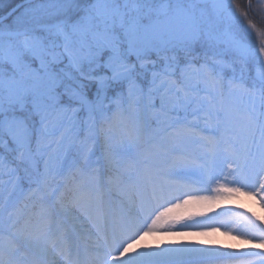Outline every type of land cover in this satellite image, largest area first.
<instances>
[{"label":"rangeland","instance_id":"obj_1","mask_svg":"<svg viewBox=\"0 0 264 264\" xmlns=\"http://www.w3.org/2000/svg\"><path fill=\"white\" fill-rule=\"evenodd\" d=\"M51 2L64 6L72 0ZM113 3L114 0L95 3L104 16L100 21L104 29H113ZM217 8L219 4L193 9L159 3L155 17L143 23L133 21L128 28L131 38L125 45L118 36L108 35L101 28L72 27L68 32L60 30L62 51L48 50L45 44L30 40L22 45L19 41L21 47L10 43L2 48L0 124L5 123L13 134V142L20 146L18 152H32L41 161L45 181L57 182L61 178L82 124L78 110H52L66 67H78L105 92L109 83L123 80L126 98L122 102L109 94L106 99L103 121L108 122L110 130L101 132V138L107 139L100 142L101 153H96L98 140H90L84 147L85 156L95 168L89 195L94 200L92 207L82 204L77 210L67 209L55 216L43 206L42 228L35 237H24L23 244L14 243L19 253L10 264H70L60 253L64 247L69 256H76L78 264L84 260L88 264H111L112 256H119L115 264H171L183 258L203 257L206 248L215 255L214 259L197 264H264L263 96L257 87L247 88L243 70H236L234 62L222 60L229 67L226 71L209 62L177 64L165 58L158 63L151 57L152 51L200 47L215 55L213 58L225 57L231 51L240 55L238 63L243 57L249 60L256 44L245 38L240 41L235 17L227 13L219 17ZM21 19L24 18L19 23ZM134 53L140 55L141 64H152L146 86L130 74L135 65ZM27 107L41 114L31 139L12 115L16 109ZM3 118L6 119L2 121ZM93 123L91 115L83 121L86 130ZM142 137L149 146L144 167L137 169L128 155ZM218 142L229 143L231 151L220 148ZM103 158L114 163L123 178L120 184L117 178L115 185L108 182L106 191L101 175ZM0 177L8 195L17 192L25 197L39 193L43 187L24 184L17 169L6 165L1 156ZM173 179H180L188 188L195 187L197 194L183 197L182 211L174 210L165 219L152 220L151 216L147 221L143 215L156 201L153 189L159 183L170 187ZM57 185L61 187L63 183ZM110 194L115 196L110 198ZM232 199L234 204L229 202ZM211 213L218 217L210 221ZM85 226H89L88 236L78 240ZM137 228L136 236L125 240ZM112 233L124 242L125 248L112 247ZM145 235L150 239L138 249L126 251ZM247 252L252 255H243ZM6 254L10 258V251Z\"/></svg>","mask_w":264,"mask_h":264},{"label":"trees","instance_id":"obj_2","mask_svg":"<svg viewBox=\"0 0 264 264\" xmlns=\"http://www.w3.org/2000/svg\"><path fill=\"white\" fill-rule=\"evenodd\" d=\"M24 1L0 0V18ZM51 1L36 0L26 3L7 20L0 23V53L2 48L5 49L10 43L21 47L20 42L22 45V42L28 40L31 43L35 41L43 43L48 50L62 51L64 40L60 30L68 32L72 27L86 30L101 28L108 35L118 36L125 45V42L131 38L128 28L133 24V21L143 23L145 20L155 17L154 10L157 5L167 0H115L116 4L120 3L121 6L125 4L124 11H126L123 20L111 23L112 30L104 29L100 22L102 16L95 7L97 0H72L64 6H58ZM129 1H131L130 4ZM233 5L236 21L240 27L242 26V31L238 35L240 41L243 38L248 39L249 42L253 41L256 48L249 60L244 57L240 59L242 63H238L240 55L232 54L231 51L226 52L225 60L227 63L234 62L236 70L242 69L247 88L257 87L264 98V4H257L254 0L253 14L248 13L249 9L252 10L251 7L247 9L245 6H239L238 3H233ZM27 14L29 16H26ZM20 18L24 19H21L19 23ZM119 21L123 23L121 24ZM247 27L250 28V31L244 30ZM58 43H61L60 47L57 46ZM51 44L54 46L52 47ZM151 55L158 63L165 58H172L178 64L189 60L212 62L217 59L219 62L216 63V67L225 68L226 71L229 68L228 65L222 64L224 57L216 56L218 58H213L215 55L205 52L200 47L197 49L173 48L168 51H152ZM132 58L135 65L130 74L135 75L146 86L152 64H141L140 55L137 53H134ZM62 59L66 61V59ZM61 63L65 65V62ZM66 68L68 70L62 72V83L58 88V100L52 110L55 112L67 110L69 113L78 110L82 124L78 139L66 157L63 174L58 182L42 180L41 161L33 156L32 152L26 150L18 152L20 146L13 142V134L7 130L5 123L0 124V156L4 158L5 164L12 165L17 169L24 184L31 183L35 186L42 185L44 187L40 189L39 193L30 196L22 197L17 192L8 195L9 191L2 183L4 176L0 177V264H9V258L5 256L7 250H10L12 256L17 254V250L13 246L15 237H19L21 240L20 237L36 234L40 218L44 214L43 206H47L50 213L56 214L66 204L91 200L90 197L84 195H88L94 185L95 168L93 162L88 161L84 154L85 144L96 139L100 129L102 131L109 130L108 124L103 121L104 104L109 94L116 95L122 102L126 99L123 80L109 83L110 85L105 92L93 77L86 75L78 67L67 66ZM246 96L247 94L244 93L243 98ZM12 115L17 117L18 122L31 135V139L40 122L41 114L27 107L16 109ZM88 115L92 116L94 125L86 130L83 121ZM4 119L6 118H3L2 121ZM130 123V120L127 119V124ZM103 141L106 142L107 139L103 138ZM110 147L113 146L110 145ZM147 152L148 144L143 141L129 152L128 157L141 168L146 160ZM101 175L105 187L108 182L110 185H115L116 178L118 179L117 184L122 182L120 181L122 178L120 169L114 163L104 161ZM111 178L114 180L112 181ZM60 182L63 185L56 187L55 185ZM7 195L8 197L5 198Z\"/></svg>","mask_w":264,"mask_h":264},{"label":"bare ground","instance_id":"obj_3","mask_svg":"<svg viewBox=\"0 0 264 264\" xmlns=\"http://www.w3.org/2000/svg\"><path fill=\"white\" fill-rule=\"evenodd\" d=\"M220 148L222 147L225 151L230 152L231 151V146L229 143L224 142V143H216ZM173 185L170 187H164L162 184H158L157 188L155 187V189H153V192L156 196V201L154 206L150 209V211H148V213L146 215H143L147 221L150 220L151 216L152 220L154 219H165L169 216V213L173 212L174 210L176 212H180L184 209V198L185 195H189V194H197V189H195V187H191L188 188L184 185V183H181L180 179H173L172 180ZM129 199L132 201L134 198L133 196L129 197ZM128 199V200H129ZM229 202L231 204L235 203V199L229 200ZM106 206H104V214L106 211ZM236 213H239V210L237 209ZM211 218L209 219L210 221L213 219H216L218 217V215L211 213L209 215ZM89 228V226H85L82 228V231L79 233V238L78 240H82L84 239L86 236H88V231H86ZM139 232V228L136 229V231L127 236L125 238V240H131L132 238H134L136 236V234ZM152 235V234H151ZM115 240H113L112 247L114 248H118L119 250L122 248H125L124 242L119 241L117 239V235L114 236ZM140 239V240H139ZM150 239V237L148 236H141V238H138L137 243L135 242L134 244H132L131 246L127 247L126 251L129 248H137L138 246L143 244L145 242V240ZM74 242H76L75 240L72 242H69L70 245H73ZM210 249L206 248V254L203 257H198V259L196 260V262H208L214 259L215 255H210L209 254ZM60 253H62L63 255H65V259L67 261H76L78 262V259L76 258V256H69L67 254V248L64 247V249L60 250ZM125 255V251L124 254L122 255V257ZM245 256H250L252 255V253H246L243 254ZM119 260V256H112L111 257V264H115L117 261ZM181 260H184L181 259ZM250 261H254V259H250ZM92 263V262H91Z\"/></svg>","mask_w":264,"mask_h":264},{"label":"flooded vegetation","instance_id":"obj_4","mask_svg":"<svg viewBox=\"0 0 264 264\" xmlns=\"http://www.w3.org/2000/svg\"><path fill=\"white\" fill-rule=\"evenodd\" d=\"M253 1V3H252ZM255 2H257V4H264V2H259L258 0H255ZM233 3H238L239 6H245L247 9H249L250 7L252 8L248 10V13L250 12L251 14L254 13V0H219V1H216V2H213V3H209V4H206V5H202V7H208L210 8V6H213L215 4H219L220 8H217L216 11H217V14L219 17H224L225 14L227 13L228 15L232 14L235 19H236V15H235V8L233 7ZM175 5H180V6H187L189 8H195V7H201L199 4H197L196 0H181V1H178L176 3H174ZM114 7L110 8V17H111V21L114 22V21H117V20H123L124 19V16L125 14L122 13V11H124V6L125 4L121 6L120 3L116 4L115 0H114V3H113ZM222 7V8H221ZM126 11V10H125ZM116 12V13H115ZM121 12V13H120ZM100 16H103L100 12H99ZM123 17H120L122 16ZM104 17V16H103ZM113 18V19H112ZM209 19L213 20V17H209ZM213 22V21H212ZM214 23V22H213ZM219 27L222 26V24L219 22ZM237 25H238V28L240 30V32L242 31V26L240 27V25L238 24L237 22ZM216 28H219L218 26H215ZM244 30L246 31H250V28L247 27V28H244Z\"/></svg>","mask_w":264,"mask_h":264},{"label":"water","instance_id":"obj_5","mask_svg":"<svg viewBox=\"0 0 264 264\" xmlns=\"http://www.w3.org/2000/svg\"><path fill=\"white\" fill-rule=\"evenodd\" d=\"M33 0H26L24 1L23 3L19 4L18 6H16L14 9H12L9 13H7L5 16H3L2 18H0V23L4 20H6L7 18H9L16 10H18L23 4L27 3V2H31ZM171 1H175V2H178V1H181V0H171ZM216 1H219V0H196V2L200 5H203V4H207V3H212V2H216ZM259 2H264V0H258Z\"/></svg>","mask_w":264,"mask_h":264}]
</instances>
